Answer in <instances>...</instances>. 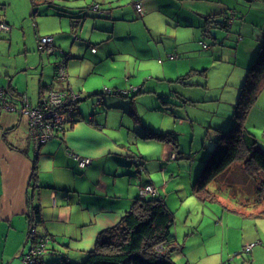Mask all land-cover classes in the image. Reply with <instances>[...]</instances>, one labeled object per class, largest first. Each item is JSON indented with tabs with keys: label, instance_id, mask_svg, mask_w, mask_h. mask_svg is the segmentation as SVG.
Segmentation results:
<instances>
[{
	"label": "rangeland",
	"instance_id": "1",
	"mask_svg": "<svg viewBox=\"0 0 264 264\" xmlns=\"http://www.w3.org/2000/svg\"><path fill=\"white\" fill-rule=\"evenodd\" d=\"M10 1L12 4L9 12L12 13L13 10L17 14L22 2ZM28 1L31 25L33 26L35 19L43 29L50 25V16L47 15L50 9L58 15L63 14L62 18L67 22L68 13L65 11H72L70 5H84L87 11L90 3L89 0H34L37 14L32 16L31 0ZM221 1H228L222 15L225 17L228 14L227 23L230 27H213L209 34H202V27L195 25L173 29L164 24L165 18L160 15L142 16L129 5L127 20H116L113 24H100L99 19L86 17L83 26L79 28V39L75 40L81 43L83 50L85 40L88 39L99 52L107 56L94 64L81 63L80 67L74 69L77 74H70L77 82L73 89L80 96L77 102L80 108L89 114L95 110L93 114L96 120L106 123L102 131L116 137L125 145V149L130 150V154L124 157L133 160L129 166L132 173L116 177L114 188H125V191L136 189L140 176L142 180L150 177L172 213V232L177 233L179 245L201 256L202 260L204 257L209 261H216L221 251L224 252L226 264H239L240 261L234 257L248 255L243 251L239 255L235 254L243 249V242L238 249L235 248L239 239L238 232L243 233V228L240 224L239 230L235 229L232 219H228L230 223L228 226L223 224L222 232L218 219L221 212L228 213L237 209L238 200L249 202L253 197V186L242 171V163H232L208 184L207 192L195 193L193 184L217 145V135L221 131L218 132L215 128L220 125L222 131H225L232 125L227 128L228 121L235 120L234 105L240 82L248 68H244L241 62L246 63L250 55L248 52L245 55L243 45L251 40L252 21L259 18V15L264 17V0ZM185 6L188 7L186 4ZM85 11L83 9L82 14ZM222 15L219 16L220 19L223 18ZM101 17L110 18L106 15ZM55 18L59 20L58 16ZM92 22L103 27L101 29L108 30L105 31V42L96 34L90 33ZM56 24L60 29L59 23L55 22ZM104 25L107 26L104 28ZM238 29L243 41L237 50L242 38L237 35ZM261 29L264 30V24ZM49 34L52 33L40 35ZM57 36L56 40H61L63 45L67 46L71 41ZM74 37L77 38L75 35ZM203 43L207 47H203ZM34 48L38 53V43L35 42ZM110 49L113 54H107ZM85 50V57L88 59L89 48ZM169 54H174L175 59L169 58ZM58 60H62V57ZM18 81L24 88V79L20 76ZM36 100L35 96L32 104ZM262 110L264 88L260 90L252 113H249L245 121L247 128L264 147V115L254 113ZM143 122L149 128L164 133V137L169 139V144L174 148V157L163 158L164 141H167L164 138L136 136L135 131H142ZM36 165L38 169V161ZM96 171L95 175H99L100 170ZM103 178L111 181L107 175ZM108 188L111 190L112 185H108ZM226 217L224 215V222ZM258 220L261 226L259 231L264 234V217H259ZM67 240L68 236L63 238L58 234L57 247L65 248ZM29 245L30 243L26 244L24 251ZM2 246L3 244L0 245V252ZM227 251L232 252L227 255ZM257 264H264V258Z\"/></svg>",
	"mask_w": 264,
	"mask_h": 264
},
{
	"label": "crops",
	"instance_id": "2",
	"mask_svg": "<svg viewBox=\"0 0 264 264\" xmlns=\"http://www.w3.org/2000/svg\"><path fill=\"white\" fill-rule=\"evenodd\" d=\"M20 1L22 5L17 9V14H14L13 10L12 13L9 12L12 2L0 0V21L10 25L8 31L0 29V86L4 88L8 101L16 107L19 106V98L23 94L34 106L39 103L49 86L54 89H66L67 87L73 89L77 82L70 73L77 74L74 70L76 67H80L81 63L94 64L95 61L107 56L99 52L97 47L92 51L90 47L94 45L88 39L85 40L83 50H81V43L75 40L79 39L77 37L79 28L83 26L86 17H91L93 20L99 19L100 24L127 20L126 11L129 5L133 11L142 16L143 14L149 17L153 14L160 15L165 18L164 24L173 29L195 25L198 28L202 27V34H209L213 27L226 29L222 27L219 20L222 21L224 18L222 10L226 8L228 2H224V6L221 0H138L142 11L139 13L134 5L136 0H89L87 11L84 5H70L69 8L72 11H65L68 13L67 22L63 20V14L58 15L50 9L47 14L50 16V25L43 29L35 19L33 26L31 25L28 18L29 1ZM94 4L97 8L92 7ZM63 6L65 7V4ZM31 8V15L35 16L37 13L34 9V0H31ZM83 9L85 14H82ZM101 15L110 18H102ZM209 15H213L211 19L216 21L210 19L207 23ZM57 16L59 20H55ZM261 16L259 15V18L252 21L251 40L243 45L245 55L247 52L250 54L247 65L244 61L241 62L244 68L252 63L264 40V30L261 29L264 17ZM55 22L59 23L60 29L57 28L59 26L55 25ZM105 26L107 25H104V28ZM101 28L103 27L96 26L92 22L90 33L96 34L101 41L105 42V31L108 32V30ZM30 30L33 31L30 33ZM236 32H238V37H242L240 29ZM46 33H52L49 35L53 36L56 49L52 52H42V49L38 48L37 53L34 48L35 42L38 43L37 38L41 36L40 34ZM56 35L62 39L69 38L71 41L67 46L63 45L61 40H56ZM242 41L243 37L237 45V50ZM87 48L90 51L88 59L85 57ZM107 54H113V51L110 49ZM64 56H66L64 62L67 76L64 79H55L56 63L59 57L64 58ZM167 56L172 60L175 59L174 54ZM20 76L25 81L24 88L18 81ZM243 80L242 78L240 85ZM35 96L36 103L32 104ZM104 100L102 97V101ZM77 102L73 108L66 111L67 120L63 129L56 132L37 149L34 148L30 138L27 118L16 111H0V245L3 244L0 264H23L21 258L18 257L24 252L26 244H31L28 236L29 212L34 211L35 207H38L41 218V221L35 224L36 232L38 235L46 234L50 237L47 249L42 254V264H53L56 260L60 261L59 254L66 256L70 261L80 262L86 253L93 249L99 231L115 224L131 206L138 196L139 188L147 183L154 184V180L150 177L142 180L140 176L141 180L136 189L125 191V188L122 190L114 188L116 177L132 173L129 166L133 160L130 161L124 157L130 154V150L125 149V145L120 143L116 137L109 136L102 131L106 123L102 124L101 121L96 120L93 114L95 110L90 114L85 113ZM255 103L244 119L248 132L251 131L247 128L245 121L249 113H252L251 110ZM254 113L264 115V110ZM233 121H228L227 128L233 124ZM142 125V131H135L136 136L143 137L146 129L161 132L158 129L149 128L144 122ZM262 128L264 129V123ZM215 129L222 132L220 125H217ZM164 142L162 156L168 159L171 153L175 154V151L168 141ZM73 154L90 156L91 163L80 167ZM34 160L38 161V170L36 179L30 181ZM97 169L100 170L99 175H95ZM104 175L109 176L111 181L103 178ZM110 184L112 185L111 190L108 188ZM150 195L152 194L148 193L146 197ZM154 195H159V192L157 191ZM232 211L221 212L218 224L221 225L222 232H224L223 224L228 226L230 223L228 219H232L235 224L234 228L237 230L241 224L243 233L238 232L239 239L235 248L238 249L242 242L244 246L252 241H260L252 247L246 257L240 255L235 256L234 259L239 260V264H257L264 258V234L259 231L261 228L259 217H253L247 214L248 210L238 207ZM224 215H227L225 222L223 221ZM248 220L252 222H247ZM58 234L63 238L68 236L65 248L57 247L59 246ZM173 237L178 243L177 233H174ZM185 241L186 239H184V245ZM231 252L227 251V255ZM239 253L241 251L235 252L236 255ZM173 259L178 264H226L224 252L220 251L216 261H209L204 257L202 260L201 256L193 254L181 244L180 249L173 253Z\"/></svg>",
	"mask_w": 264,
	"mask_h": 264
},
{
	"label": "trees",
	"instance_id": "3",
	"mask_svg": "<svg viewBox=\"0 0 264 264\" xmlns=\"http://www.w3.org/2000/svg\"><path fill=\"white\" fill-rule=\"evenodd\" d=\"M213 17L209 15L207 23ZM228 18L226 14L222 21L219 20L226 29ZM263 86L264 40L239 87L234 107L235 120L229 129L217 135V145L209 154L193 184L195 193L207 192L208 184L212 180L232 163L240 161L242 171L253 186V197L249 202L238 200L237 205L240 209L248 210L247 214L253 217H264V147L246 130L244 119ZM143 135L145 138L156 137L169 141L164 137V133L150 129H146ZM37 170L34 160L30 181L36 179ZM34 209L29 212V217L30 226L35 227L41 218L38 207ZM173 223L172 213L161 196H137L115 224L99 231L93 249L89 250L80 262L70 261L66 256L59 254L60 261L56 260L53 264H178L173 260V253L180 249L173 237ZM242 251L243 249L241 253Z\"/></svg>",
	"mask_w": 264,
	"mask_h": 264
},
{
	"label": "built area",
	"instance_id": "4",
	"mask_svg": "<svg viewBox=\"0 0 264 264\" xmlns=\"http://www.w3.org/2000/svg\"><path fill=\"white\" fill-rule=\"evenodd\" d=\"M134 5L136 10L141 13L140 2L136 0ZM92 7L97 8V5L94 4ZM0 29L8 31L10 25L0 21ZM37 41L39 49L48 52H52L56 49L52 35L39 36ZM203 47H207L205 43H203ZM90 49L94 51L95 47L91 46ZM65 57L66 56H64V58L62 57V60L56 63L55 79H64L67 76L64 62L66 59ZM106 92L109 93L111 90H106ZM79 99V94L72 88L54 89L49 86L37 105L32 106L28 97L23 94L19 98V106L16 107L8 101L4 88L0 86V111H16L27 118L30 138L35 149L43 142L52 138L56 132L63 129L64 123L67 120L65 115L66 111L73 108ZM73 156L80 167H84L91 163V158L88 156H79L77 154H73ZM171 156L174 157L175 154L171 153ZM148 193H157L156 187L151 183L141 186L138 191V196L143 198ZM28 236L30 237L31 244L26 251L20 253L19 257L23 264H41L42 254L47 249L50 237L48 235H38L34 226L29 227ZM258 243H260V241L246 243L243 246V251L248 252Z\"/></svg>",
	"mask_w": 264,
	"mask_h": 264
}]
</instances>
